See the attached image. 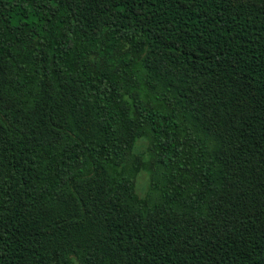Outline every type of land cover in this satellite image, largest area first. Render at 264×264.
<instances>
[{"label":"trees","instance_id":"1","mask_svg":"<svg viewBox=\"0 0 264 264\" xmlns=\"http://www.w3.org/2000/svg\"><path fill=\"white\" fill-rule=\"evenodd\" d=\"M0 264H264V0H0Z\"/></svg>","mask_w":264,"mask_h":264},{"label":"rangeland","instance_id":"2","mask_svg":"<svg viewBox=\"0 0 264 264\" xmlns=\"http://www.w3.org/2000/svg\"><path fill=\"white\" fill-rule=\"evenodd\" d=\"M145 148H146L145 141L139 140L137 145H136L135 151L136 152H142V151H145ZM147 183H148L147 173L144 171L140 172L139 175L137 176V186H136L139 194H141V195L144 194V192L146 190Z\"/></svg>","mask_w":264,"mask_h":264}]
</instances>
